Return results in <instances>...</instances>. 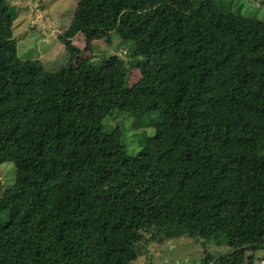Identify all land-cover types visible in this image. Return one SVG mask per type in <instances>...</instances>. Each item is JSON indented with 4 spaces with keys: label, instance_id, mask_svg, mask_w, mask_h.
I'll use <instances>...</instances> for the list:
<instances>
[{
    "label": "trees",
    "instance_id": "1",
    "mask_svg": "<svg viewBox=\"0 0 264 264\" xmlns=\"http://www.w3.org/2000/svg\"><path fill=\"white\" fill-rule=\"evenodd\" d=\"M220 2L81 0L58 36L71 55L48 71L17 56L16 12L0 0V165L15 167L0 189V264H132L177 231L201 240L200 264H254L264 23ZM77 34L131 50L78 63ZM146 116L156 123L132 121V148L124 120Z\"/></svg>",
    "mask_w": 264,
    "mask_h": 264
},
{
    "label": "rangeland",
    "instance_id": "2",
    "mask_svg": "<svg viewBox=\"0 0 264 264\" xmlns=\"http://www.w3.org/2000/svg\"><path fill=\"white\" fill-rule=\"evenodd\" d=\"M81 0H8L15 10L16 18L13 25V39L17 46V56L22 60H39L48 71L60 69L68 60L69 54L58 36L70 26L74 10ZM220 5L237 16L256 19L264 23V0H221ZM73 46L77 52L75 61L88 60L97 66L102 65L104 57L112 54L126 59L125 52L130 53L131 46L119 45L118 50L107 47L102 40L89 43L82 35L73 38ZM141 77L137 69H130L129 83ZM128 129L127 141L134 148L139 138L140 128L134 124L145 122L146 126L154 127L156 119L145 118L125 119ZM151 125V126H149ZM15 182V167L7 162L0 165V189H10ZM181 231H183L181 229ZM176 234V235H175ZM172 238L151 247L148 252L142 251L132 264H200L204 257V249L199 238L175 232ZM206 251L217 257L227 251L225 246L206 245ZM254 264H264V250L254 253ZM261 261V262H260Z\"/></svg>",
    "mask_w": 264,
    "mask_h": 264
}]
</instances>
